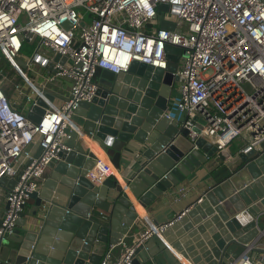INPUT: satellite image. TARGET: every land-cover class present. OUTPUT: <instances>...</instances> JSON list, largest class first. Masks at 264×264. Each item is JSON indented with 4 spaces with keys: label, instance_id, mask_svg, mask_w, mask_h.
Wrapping results in <instances>:
<instances>
[{
    "label": "built area",
    "instance_id": "1",
    "mask_svg": "<svg viewBox=\"0 0 264 264\" xmlns=\"http://www.w3.org/2000/svg\"><path fill=\"white\" fill-rule=\"evenodd\" d=\"M161 3L170 5L179 31L160 27ZM24 43L33 46L24 60L27 71L17 61ZM169 46L185 52L174 76L180 85L177 109L185 114L177 121L189 130L188 139L207 138L225 163L232 160L230 145L238 138L247 142L243 151L259 149L264 142V0H0V61L9 63L30 89L25 93L0 70V202L8 205L1 215L0 243L16 229L49 164L73 149L69 142L76 134L81 137L74 110L97 96L98 69L119 74L135 61L166 69ZM57 55L67 60L55 61ZM57 79L70 81L69 93L50 100L48 90ZM6 82L19 99L6 90ZM38 98L45 113L35 123L27 110ZM167 116L175 119L169 111ZM200 120L206 125L199 134ZM91 151L95 164L87 178L99 186L117 177L98 142ZM3 178L15 180L14 186L2 184ZM188 210L162 225L146 218L145 229L110 245L100 264H134L137 249L153 235L163 238ZM254 246L248 245L233 264H264V227Z\"/></svg>",
    "mask_w": 264,
    "mask_h": 264
},
{
    "label": "water",
    "instance_id": "2",
    "mask_svg": "<svg viewBox=\"0 0 264 264\" xmlns=\"http://www.w3.org/2000/svg\"><path fill=\"white\" fill-rule=\"evenodd\" d=\"M158 10L168 11L170 5L161 3ZM160 27L179 31L175 22L166 19ZM167 53L166 69L138 61L119 74L98 69L94 77L100 84L97 96L74 110L83 119L78 126L81 140L61 160L49 164L50 178L31 195L35 204L30 219L25 206L20 213L24 222H18L21 228L12 233L17 234L16 240L0 243V264H100L110 245L133 235L139 220L136 204L147 208L189 179L208 158L220 156L213 142L203 136L190 141L189 130L167 116L174 84L179 82L174 73L185 52L169 46ZM66 60L61 55L55 58ZM44 107L38 98L27 110V118L39 123ZM200 122L199 134L206 125L205 120ZM94 142L107 151L116 169H120L124 150H139L135 170L123 181L131 194L118 180L107 179L97 186L87 178L95 164ZM41 153L39 148L36 157ZM234 165L225 180L208 189L162 234L176 256L173 264H184L182 257L191 264H233L248 245L255 249L264 227V142L259 149L248 147L240 152L228 163ZM1 183L11 188L15 180L3 178ZM94 207L107 217L95 215ZM143 249L140 246L137 254Z\"/></svg>",
    "mask_w": 264,
    "mask_h": 264
},
{
    "label": "crops",
    "instance_id": "3",
    "mask_svg": "<svg viewBox=\"0 0 264 264\" xmlns=\"http://www.w3.org/2000/svg\"><path fill=\"white\" fill-rule=\"evenodd\" d=\"M46 71V69L45 71L42 70V73L45 74ZM70 84V81L67 79H57L56 84L51 85L48 91L50 95L53 96L56 100H62L68 96ZM173 88L174 90L171 96L169 112L174 118V115L171 112V108L177 104L179 99V82L177 84H174ZM75 115L78 117V119L75 120L73 118V120L78 126H80L83 119L78 114ZM208 131L209 128L206 130V132ZM80 140V136L76 134L74 136V139L69 143L74 148ZM246 143L247 142L246 140H244V138H238L233 141V143L230 145L232 159L237 157L240 152H242L243 149L246 148ZM94 144H96V142H94ZM138 152L139 150H136L134 148L132 149V151L124 150L121 158L120 169L116 170L117 177L109 178V181L111 182H115L116 180H118L128 194H131L132 192L130 191L129 187L127 188V186H125L123 181L124 177L130 176V174L135 170ZM229 162L225 163L222 158L218 156V154L214 155L208 158L207 162L200 168H198L190 176L189 179L182 182L175 190L164 193V195L158 197V199L151 205L147 206V208H144L141 204H136L139 214L138 226L131 232V234L133 235L130 238L138 236L145 229V227L147 226V223L145 222L146 218H149L150 222L154 225H162L170 222L185 210L190 209L193 204L198 199H200L208 189L225 180L229 176L230 170H232L236 166L234 165L232 167H229ZM52 171V168L48 167L46 176L42 181L40 189L44 188V185L50 178ZM181 189H183V191H181ZM134 199L137 201L135 197ZM28 203L29 204H27L25 212L26 217L30 219L29 214L34 208L33 206L35 204V200L31 199ZM5 207V200L2 199V201L0 202V218ZM93 213L101 218H106L108 215L97 207L93 208ZM18 222L21 223L24 221L19 219ZM20 228L21 227L17 224L15 230L17 231ZM187 233L188 232H186L185 235H187ZM16 235V233L9 235L1 243L4 242V245L13 243V241L16 240ZM135 260H138L139 264H173L176 262V256L168 248L163 238L157 235H153L146 241L145 248L136 255Z\"/></svg>",
    "mask_w": 264,
    "mask_h": 264
},
{
    "label": "rangeland",
    "instance_id": "4",
    "mask_svg": "<svg viewBox=\"0 0 264 264\" xmlns=\"http://www.w3.org/2000/svg\"><path fill=\"white\" fill-rule=\"evenodd\" d=\"M160 21L162 19H166V20H171V21H175L177 19L176 15L174 12H172L171 10L168 11H161L160 12ZM32 50H33V46L31 44H27V47L23 48L21 55L17 58L18 63L27 71V67L25 64V59L27 57H30L32 54ZM37 68L45 71V68L42 66H37ZM0 70L4 71L5 73H7L8 75L12 76L15 80L16 83L20 84V86L22 87L23 90H25V93H29L30 89L28 88L27 83H25V81L19 76V74L15 71V69L9 64L7 63L5 60L0 61ZM29 76L31 78H34V74L33 72H28ZM177 84V83H176ZM177 86V85H176ZM4 87L6 88V90L11 94V96L13 97V99H19V96L17 95V93L12 89V86L10 84H8V82H6L4 84ZM66 97V96H65ZM27 98L26 96H24L23 101H26ZM171 112L174 115V118L178 121H182L185 118V114L180 112L177 109V104L175 106H173L171 108ZM76 113H74L73 118L76 120L78 119V117L75 115ZM29 204V203H27ZM27 207V206H26ZM34 207V206H33Z\"/></svg>",
    "mask_w": 264,
    "mask_h": 264
},
{
    "label": "bare ground",
    "instance_id": "5",
    "mask_svg": "<svg viewBox=\"0 0 264 264\" xmlns=\"http://www.w3.org/2000/svg\"><path fill=\"white\" fill-rule=\"evenodd\" d=\"M182 261L184 262V264H191L186 258L182 257Z\"/></svg>",
    "mask_w": 264,
    "mask_h": 264
},
{
    "label": "trees",
    "instance_id": "6",
    "mask_svg": "<svg viewBox=\"0 0 264 264\" xmlns=\"http://www.w3.org/2000/svg\"><path fill=\"white\" fill-rule=\"evenodd\" d=\"M27 44H29V43H24V46H23V48L27 47Z\"/></svg>",
    "mask_w": 264,
    "mask_h": 264
}]
</instances>
